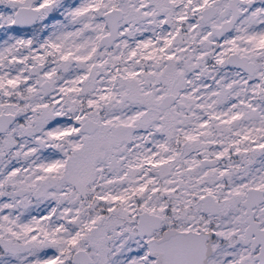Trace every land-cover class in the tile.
I'll list each match as a JSON object with an SVG mask.
<instances>
[{"label": "snow or ice", "instance_id": "obj_1", "mask_svg": "<svg viewBox=\"0 0 264 264\" xmlns=\"http://www.w3.org/2000/svg\"><path fill=\"white\" fill-rule=\"evenodd\" d=\"M0 264H264V0H0Z\"/></svg>", "mask_w": 264, "mask_h": 264}]
</instances>
